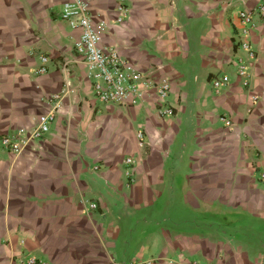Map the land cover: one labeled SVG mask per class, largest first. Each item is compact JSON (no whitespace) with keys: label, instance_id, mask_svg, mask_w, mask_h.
<instances>
[{"label":"crops","instance_id":"0c3cea01","mask_svg":"<svg viewBox=\"0 0 264 264\" xmlns=\"http://www.w3.org/2000/svg\"><path fill=\"white\" fill-rule=\"evenodd\" d=\"M77 1L103 25L102 45L169 78L166 102L148 89L134 105L95 97L75 50L81 30L62 18ZM262 3L0 0V136L55 111L50 132L22 153L0 144V264L24 254L49 264H264V16L247 38L239 18ZM41 55L48 71L37 74ZM222 75L230 81L216 90Z\"/></svg>","mask_w":264,"mask_h":264},{"label":"built area","instance_id":"2783aa9c","mask_svg":"<svg viewBox=\"0 0 264 264\" xmlns=\"http://www.w3.org/2000/svg\"><path fill=\"white\" fill-rule=\"evenodd\" d=\"M122 13L118 20L122 21L127 14V7L119 5ZM256 15L264 16V3L257 8H249L239 11V18L242 24V36L248 37L254 26ZM62 18L73 28H80V35L75 41V50L82 56L87 65L89 75L93 80L94 95L105 103H116L121 105H134L143 89L154 90L158 99L166 102L171 92V81L168 77L160 80L153 78L145 72L133 68L129 61L123 57L115 46H104L100 42L99 30L104 29L103 25L96 26L92 19L89 4L85 1L65 2L62 11ZM241 47L248 52L250 58L255 57V51L248 41H242ZM41 65L36 70L37 74L48 71V56L41 55ZM238 74L243 77L244 83L248 84L249 65L242 59L238 64ZM230 77L222 75L213 79V86L216 90L228 84ZM58 95L53 96L55 102ZM165 104V103H164ZM162 114L173 113L172 107L162 106ZM55 120V111L44 113L39 116L37 123L28 131L20 130L15 135L0 136V144L8 151L19 154L34 139L40 138L50 132L51 125ZM227 125L229 120L223 119ZM139 146L145 145V136L142 131L137 133ZM127 163H132V158H127ZM260 180L264 184V169L259 172ZM131 174L130 172L128 173ZM90 209H96L97 203L89 202ZM12 264H49L39 256L24 254L16 256ZM197 264V263H189Z\"/></svg>","mask_w":264,"mask_h":264}]
</instances>
